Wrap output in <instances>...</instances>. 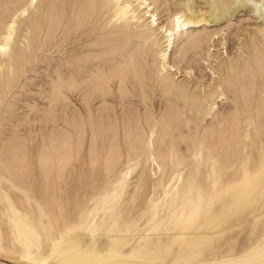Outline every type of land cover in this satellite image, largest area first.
<instances>
[{
    "label": "rangeland",
    "instance_id": "obj_1",
    "mask_svg": "<svg viewBox=\"0 0 264 264\" xmlns=\"http://www.w3.org/2000/svg\"><path fill=\"white\" fill-rule=\"evenodd\" d=\"M183 1L155 0L153 6L159 20L164 24L169 13H179L181 9L183 11ZM193 1L192 11H206L201 0ZM230 2L231 0H220V5L227 9L231 5ZM52 3L53 0H36L29 6V0H0L2 32L5 24H9L19 11L27 8L26 13L16 20L17 30L8 56L0 57V63L3 62L0 71V162L5 163L18 157L17 159H23L24 163L23 172L6 177L3 179L6 184L2 188L0 186V264H25L26 260L36 264H41L42 261L43 264H264V187L256 183L254 192L251 189L249 192L246 190L250 195L247 199L239 201L233 196L243 191V188L233 187L227 192L232 195L231 199L226 198V201L230 202L228 204L220 197H215L222 190H213L201 185L180 187V175L184 178L192 175L190 171L198 162L185 165V160L182 165H176L179 157L188 154L186 145L195 144L197 147V143L193 141L196 139L189 137L186 131L188 127L194 132V125L197 123L201 131L215 130L212 122L216 123L221 119H228L229 122L238 117L237 102L231 93H235L239 98L245 91L239 85L237 77L235 78L236 74L233 76L234 80L236 79L233 82L235 91L226 90L224 85L227 83L226 80L223 81L226 76L225 65L231 60L237 71L238 63L241 65L244 61H249L255 49L264 44V17L257 18V13L246 9L238 11L229 21L216 25L201 24L197 29H190L189 32L197 31L199 34L218 31L219 38L213 43H203V49L195 50V53L198 52L193 59L190 56L194 51L189 50L186 58L179 63L180 70L168 72L170 91L158 83L160 75L152 68L148 73L150 79L146 80L145 88L141 91L138 82L132 79L135 71L140 72L139 63L137 69L131 68L128 63L138 41L132 39V44L125 42L129 39L123 41L125 44L115 42L114 29L96 26L95 30H89L85 22L71 24L65 35L62 36V32H59L53 38V8L48 6ZM260 13L264 16V10ZM48 14H51V19ZM37 20L41 24L40 33L36 28ZM141 22L138 21L137 26L145 27L146 22L140 24ZM140 28L138 30L142 31ZM186 35L183 32L175 39L174 48L169 54L171 61L178 56L186 41ZM97 44L100 45L96 46ZM134 54L136 62H139L140 55ZM258 55L260 57L261 54ZM18 60L19 73L16 70L17 75H8V65ZM126 67L128 82L124 84L127 90L125 98L120 97L117 84H114V98H107L104 102L96 99L87 106L83 104L82 97L91 92L94 85L92 78L98 74V68L108 76L119 74L120 70ZM208 67L214 71L213 75ZM184 72L188 74L185 75ZM72 79L78 87L77 90L70 87ZM83 79L85 81H82ZM215 82L221 84L222 91L219 93L225 94L220 96L216 93V97L214 95V99H210L212 101L209 100L199 114L188 112V101L196 88L202 94L201 91L207 84L211 87ZM244 82L248 85V90L249 83L246 80ZM186 85L185 90L183 88ZM71 88L75 90L71 92ZM239 102L244 104L245 100L240 99ZM209 106H213V109ZM115 107L118 113L116 115L113 112V118L120 117L123 109L136 111L146 135L152 130L145 127L146 120L154 119L159 122L160 118L164 119L170 113L176 114L177 121L165 131V143H159L158 135L152 136L155 153L167 146L172 148L171 155L174 152L178 154L164 161V164L168 163L167 167L147 162L151 161L152 156L144 154L94 155L88 150L91 146L87 144L89 140L87 142L80 134L71 132L68 120L73 116L79 119L84 116L87 120V115L91 113L94 118H98L104 108L112 110ZM225 127H228V124ZM156 129L159 134L160 123L153 127L154 131ZM248 134L251 138L254 137L252 130ZM121 144H124V141L121 140ZM205 144L207 142L199 145L200 149H204ZM194 155L193 159L206 160L201 152H195ZM111 161L117 162L116 167L120 174L127 173L120 181L122 184L115 187L114 183L109 182L101 185L98 191L93 190V187L87 185L89 178H106L103 171ZM218 163L215 161L213 165L217 166ZM42 165L52 171L47 176L52 178L51 180H56L59 173H62V177L51 187L25 186L26 181L31 183L41 176L39 170ZM199 169L200 171L195 173V179L202 178L203 167ZM2 172L8 173L0 169V180ZM144 179L147 180L145 186L141 183ZM154 181H162V184L154 185ZM12 182L21 186L16 188L12 186ZM83 182H86V185H83ZM198 190L203 192L199 198L196 197ZM24 195H28V200ZM3 196L9 198L6 197L7 202L12 204L10 208ZM195 202H199L197 210L192 205ZM13 216H16L15 219ZM29 223L35 226L36 234L30 237V245L25 248L23 240L16 236L17 228ZM184 227L188 228L189 233L181 230ZM123 229L131 231L121 232ZM175 229L182 235H174Z\"/></svg>",
    "mask_w": 264,
    "mask_h": 264
},
{
    "label": "bare ground",
    "instance_id": "obj_2",
    "mask_svg": "<svg viewBox=\"0 0 264 264\" xmlns=\"http://www.w3.org/2000/svg\"><path fill=\"white\" fill-rule=\"evenodd\" d=\"M201 1L204 4V7H206L205 12H201V10L198 12H196L197 10L192 11L194 9V7H193L194 1L193 0H184L183 5L181 4V6L184 7L183 11L181 9V11L179 13H175V14L169 13V15L167 17V22L164 24H163V22L160 21L161 19L159 20L158 13H156L155 6H153V4L155 3V0H53V3L48 5V6H50V8H53V21H54V23H53V38H54L55 34L56 33L58 34L59 32H62L61 33L62 36L65 35L68 32L70 25L71 24L73 25L75 23L83 24L85 22V24L86 23L88 24L89 30L90 29L95 30L97 28L96 26L104 27L106 29H114L113 34H115L116 36L113 40L115 42L118 41L119 43H123V41H125L126 39H129L125 42L128 44H132V43H134L133 40L138 41V45L136 46V49L133 51V53L130 55L128 63H129V66L133 69H137V67H138L137 63H139L138 65L140 67V69H139L140 72L135 71V73L133 74V77H132V79L135 82H138L139 89L141 91H143V89L145 88L146 80L150 79L148 73L151 71V68H152V70H156L157 73L160 75L158 78V83L161 86H166L168 91H170L169 89H171V81L169 80V76H167L168 72L180 70L179 63H181L183 61V59L186 58V54L189 50L194 51V52H192V54L190 56L191 59H193L195 54H197V52H198L197 51L195 53V50H197V49L199 50L203 43H210V42L213 43L215 40H217L219 38L217 36V33H219L218 31H217V33L216 32L210 33V32H206V31H205V33L201 32L203 34L202 35V34L197 33V31H196V33H194L195 31L189 32L190 29H192V28L197 29V27H199L201 24L203 25V24H207V23H209V24L213 23L216 25L222 21L223 22L229 21L232 19V17L238 11H242V10H246V9H251L250 12L253 11L254 14L257 13L255 15V16H258L257 18L264 17L260 13L261 10H262V12L264 10V7H263L264 6V0H258L257 2H254V0H252V1L248 0V2H247V0H245V1H243V0H231V2H230L231 5H229L228 8L225 6L227 9L221 7L222 4L220 3V0H201ZM34 2H36V0H29V6H31V4ZM253 2H254V4L251 5V3H253ZM132 4H134L133 7H132ZM262 7H263V9H262ZM26 11H27V8H24L21 11H19L17 13V15L12 19V21L9 24H5L3 26V27L6 26L5 29L3 30L4 32H2L0 30V57L4 58V57L8 56V54L10 52V45H11V42L13 41V36L15 34V31L17 30L16 29V20L19 17L23 16V14H25ZM47 12H48V10H47ZM48 16L50 17L51 14L50 15L48 14ZM136 16H139V17L136 18ZM50 19H51V17H50ZM140 20L142 21L140 24H144L146 22L145 27L143 25H141L142 27H144L143 28L144 30H142V27L140 28L139 26H137V23ZM1 21H2V18L0 16V23H1ZM38 21L39 20H37V27L36 28L39 29L38 32L40 33V31H41L40 25L41 24ZM227 23H229V22H227ZM140 24H138V25H140ZM34 26H36V25H34ZM138 28H140V30H142V31H139ZM258 29H261V28H258ZM183 32H185L187 34L186 35V41H184L185 43L183 44V46H181V48L178 52V56H176L174 59L172 58L173 60L171 61L169 54L172 53V50L174 48L175 39L178 38ZM257 32L259 33V31H257ZM28 42H26V43H28ZM253 43H255V42H253ZM123 44H125V43H123ZM258 44H260V43H258ZM94 45L95 44H93V46ZM98 45H100V44H97L96 46H98ZM119 46H120V44H119ZM207 46H209V45H207ZM223 46H224V42L222 43V47ZM94 48H93V50H95ZM251 48H249V49H251ZM201 49H203V48H201ZM239 49L241 50V47H239L238 50ZM247 49L248 48H246V50ZM240 50H239V52H240ZM208 52H209V50L207 49V53ZM247 52H249V50ZM250 52H252V51H250ZM254 52L255 53H253V55L251 54L252 55L251 58L249 57L250 58L249 61L246 60L241 65H239V63H238V68H236L237 71H235V68H234L235 66H234V64L231 63V60H229V63L227 65H225L226 66V69H225L226 70V76H225L223 81L226 80L227 84L224 85V86H226L225 87L226 90H228L229 92L235 91L233 89V88H235V83H233V82L236 79L234 80L233 76L236 74L235 78L237 77L238 82L240 83L239 85L242 87V90L245 91V92H243L244 95L241 94V96L239 98L236 96L235 93H234L235 95L233 93H231L234 96V101L237 102L236 104H237L238 108L236 110H238L237 111L238 117L233 118L229 122H228V119H221V120H218L216 123L212 122V126L216 128L215 130L212 129V130L201 131L200 126L197 123L194 125V129H195L194 132L191 131L192 130L191 127H188L186 129V131H188V134L190 135L189 137H194V139H196L193 141L195 143H197V147H195V144L193 146L186 145L185 150L188 152V154H184L183 156H181V158L179 157V160L176 163V165H182L184 163L183 161L187 160V162L184 164L190 165V164H193L194 162H198L197 166H195L190 171L191 173H193L192 175L185 177V178L182 177V175H180V177H179L180 187H183V186L184 187H186V186H194V187L197 186L198 187L201 185V186L209 187L213 190L214 189H217L219 191L222 190V192H219L215 197H217V198L220 197V199L222 201H224L228 204L230 202H227L226 198L231 199L232 195L230 196V194L227 192H229V189H231L233 187L242 186V188H243V191H239L240 193L238 192L237 194H235L233 196L238 201L242 200V199H247V197L250 195L248 193L249 190L251 189V190H253L252 192H254L253 188H254V185L256 183H259L262 187H264V56H262V54H264V44H261V47L258 49H255ZM110 53H111V51H110ZM134 53H136V54L138 53L140 55V57H141L140 61L142 63H140V61L136 62V60H135L136 56ZM225 53H226V51H225ZM258 53L261 54L260 57H258L259 56ZM108 54H109V52H108ZM226 55L228 56V54H226ZM109 56L111 57V55H109ZM89 57L91 58L90 55H89ZM20 58H22V57H20ZM191 59H188V60H191ZM232 60H234V59H232ZM115 61H118V60H115ZM98 62H99V60H98ZM2 63L3 62L0 63V71L2 70V67H3ZM72 63H73V61H72ZM225 63H226V61H225ZM74 65H76V64H74ZM204 65H205V63H204ZM82 67H83V65H82ZM19 68H20V61L19 60L14 61L8 65L6 72L8 73V75L14 76V75H17L16 73L18 72ZM208 68L210 69V71H212V69L210 67H208ZM79 69H80V66H79ZM127 69H128L127 67L123 68L120 70L119 74H109L107 76L105 71L99 70V68H98L97 69L98 74L93 76V78H92L94 80V85H93L91 92L82 97L83 104L85 106H87L91 101L96 100V99H101L102 102H104L107 98H114V89L112 87V86H114V84H117V89H118L117 92L120 95V97L125 98L126 97L125 94H126L127 90H126L124 84L126 82H128V77L125 74ZM16 70H17V72H16ZM73 70L71 72H73ZM83 70L85 71V69H82V71ZM79 73L81 74V72H79ZM85 73H87V72H85ZM181 73L182 72L180 71V74ZM211 73L213 75L214 71H212ZM1 74H0V76H1ZM76 74H78V73H76ZM183 74L187 75L188 72H184ZM220 76L221 75L219 74V77ZM230 77H233V78H230ZM245 80L248 81V83H249V89L248 90L246 87L248 85L244 82ZM82 81H85V80L83 79ZM11 83H13V82H11ZM87 86L88 85H86V87ZM70 87H73L75 89L78 88V87H76L74 80L70 82ZM205 87H204L205 89H203L201 91V92H203L202 94H200V91L199 92L197 91V90H199L197 88H196V91L193 92V94H191L189 101H188V102H190V104L188 105V112H191V113L198 112V114H199V111H202L203 106L207 105L206 103L210 99H212V98L214 99V95L216 93H218L219 95L221 94V93H219L222 91L221 90L222 87H221L220 83L215 82V84H213V86H211V87H210V85L207 84ZM73 88H71V90H70L71 92H73L75 90V89L73 90ZM185 88L187 89V85L183 89H185ZM237 88H239V87H237ZM240 92L242 93V91H240ZM224 94L225 93H223L221 95H224ZM215 97H216V95H215ZM240 99L245 100L244 104L239 102ZM210 101H212V100H210ZM213 104H215V103L213 102ZM209 107H210V109H213L211 106H209ZM113 112H115L117 115L118 112H117L116 107L113 108L112 110L104 108L103 110H101V113L99 114L98 118L97 117L94 118V116H92L90 113L87 115V120L84 116L80 117V119L77 118L76 116H73L71 119L68 120L70 122L69 124L71 127V132L73 134H75V135L80 134L83 138L86 139V141L89 140V142L87 141L88 142L87 144H88V146H89V144L91 146H89V149L88 148L87 149L92 154H94V155H110V156H115L117 154L118 155L127 154V155L141 156L142 154H144V155L152 156L151 161L148 160L147 162H151L152 164H156V165H160V166L162 165V167L168 166V163L164 164V161H166L169 158L172 159L173 156L178 155L175 152H174V154L171 155V152H172L171 149L172 148L167 147V146H164V147L162 146L163 147L161 150L162 152L160 151V152L155 153L153 150L154 141L152 139V136L155 134V137H157V135H158L157 139H159V143L161 145L163 143H165V138H164L166 135L165 131L168 130L169 126L172 123L177 121L175 113H170V115L168 117H165L164 119L160 118L159 122H157L156 120L154 121V119L146 120L144 123L145 127H147L148 129H152L150 134L146 135L144 133L145 128H144L143 124L139 122V115L136 111L131 110V109H123L120 117L116 116L115 118L112 117ZM200 113L202 115V112H200ZM232 117H234V116H232ZM194 120H196V119H194ZM159 123H160V129H159V134H158V130L156 129L154 131L153 127L156 125L158 126ZM194 123H195V121H194ZM227 124H228V127L224 128V126ZM251 130L254 133V137L252 136V138H251V135L248 134V132L251 133ZM261 139L263 140V142H261L262 141ZM121 140L124 141V144H121ZM204 142H207V144H205L204 149H200L199 145H202ZM15 147H18V146H15ZM195 152L203 153V156L206 158V160H198L197 158L193 159V157L195 156L194 155ZM214 154H216L215 157H214ZM13 155H14V153H13ZM17 158L10 159V161H8V162L6 161L5 163L0 162V169L6 170L8 172V173H3V172L1 173L0 182L4 181L3 179H5L6 177H10L11 175H17L18 173L23 172V170H24V167H23L24 163L22 162L23 159H17ZM215 161L219 162L217 166L213 165V162H215ZM44 163L45 162H42V164H44ZM210 163H212V165H210ZM116 164H117L116 161L115 162L111 161L110 163H108V165L106 166V168L103 171V174H104V176H106V178H104L102 180H98L95 177L89 178L87 185L93 187V190H96V191H98L99 187H102L101 185H104V184L109 183V182L114 183L115 187L120 186L122 184V183H120V181L123 180L122 179L123 176H125L127 173L120 174V172H118V170H117L118 167H116ZM62 165H64V164H62ZM160 166H158V167H160ZM62 167H64V166H61V168ZM201 167H203V169H201V172L203 173L202 178L195 179V173L199 172L200 171L199 168H201ZM39 171H41L40 172L41 176H38L39 178L34 180V182L30 183L29 180L26 181L25 186L37 185V187H42V188L48 187V186L51 187L54 184H56L57 179H60L59 177H62V175H61L62 173L61 174L59 173V175H56V180H54V179L51 180L52 178H48L47 176H49L52 171L48 170L47 168L45 169L44 166ZM227 175H228V177H227ZM16 178H18V177H16ZM141 181H142L141 183H143V185L145 186V183L147 180L144 179ZM162 181H157V182L154 181V185L159 186L162 184ZM5 184H6L5 181L1 182L0 183L1 188ZM83 185H86V182H83ZM12 186L17 188L21 185L17 182L16 183L12 182ZM246 190H248V192H246ZM202 194H203V192L201 190L200 191L198 190L196 197L199 198V197H201ZM183 195L187 196V194H184V193H183ZM6 197L7 196H3V200L5 201V203H7V206L10 208L12 204L10 205L7 202L9 198L7 197L8 198L7 199ZM24 197H26L28 200V195L27 196L24 195ZM192 205L195 207V210H197L199 202H195ZM110 211H111V209H110ZM257 214H260V213H257ZM15 217L13 219H15ZM19 217L21 218V215ZM30 219H28V220H30ZM261 219L262 218H260V220ZM256 220H257V217H256ZM36 222H38V221H36ZM32 223L36 224L34 221H32ZM33 224L29 223L26 226H20L17 228V235L16 236L19 240H21V241L23 240L25 248L29 247V245H30L29 244L30 237L34 236L36 234V229H35V226ZM40 227H42V226H40ZM226 227L227 226H225V228ZM233 227H235V226H233ZM194 228H196V227H194ZM199 228H201V227H199ZM187 229L188 228L184 227V229H181V230L187 231ZM222 229H224V228H222ZM120 231L121 232H130L131 230L123 229ZM168 231H169V229H168ZM175 231H176V233H174V235H176L177 237L182 235L181 232H178L179 230L175 229ZM221 231H220V233H221ZM183 232L184 231H182V233ZM226 232H227V230H226ZM184 233H186V232H184ZM187 233H189V232L187 231ZM190 233H191V231H190ZM262 233L263 232H261V234ZM217 234H219V233H217ZM157 235H160V234H157ZM137 236H138V234H137ZM145 236H146V233H145ZM176 236H175V238H177ZM197 237H199V235ZM167 239H168V237H167ZM171 239L173 240L172 237H171ZM197 239H200V238H197ZM134 240H135V238H134ZM133 243H134V241H133ZM162 243H164V242H162ZM162 243H161V245H162ZM218 245H220V244H218ZM113 247H114V245H113ZM166 247L170 248L169 246H166ZM131 252H132V250H131ZM127 254H129V253H127ZM28 257H29V254H27L26 258H28ZM208 261H209V259H208ZM25 262H26L25 264H36L35 262H30L27 260ZM43 262L44 261H42L41 264H43ZM38 263H39V261H38ZM117 263H119V262H117ZM81 264H82V262H81ZM90 264H100V263L93 262Z\"/></svg>",
    "mask_w": 264,
    "mask_h": 264
}]
</instances>
